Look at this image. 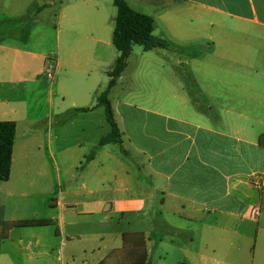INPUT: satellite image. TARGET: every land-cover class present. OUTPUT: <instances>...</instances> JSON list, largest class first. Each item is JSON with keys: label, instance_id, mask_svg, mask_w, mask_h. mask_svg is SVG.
Returning <instances> with one entry per match:
<instances>
[{"label": "crops", "instance_id": "1", "mask_svg": "<svg viewBox=\"0 0 264 264\" xmlns=\"http://www.w3.org/2000/svg\"><path fill=\"white\" fill-rule=\"evenodd\" d=\"M61 1L35 43L37 27L26 42L0 37V122L17 127L0 264H133L125 234L144 235L145 264H264V0H125L167 46H132L139 65L127 76L130 56L109 94L123 143L103 147L94 96L119 57L117 8ZM17 7L0 0V28ZM47 165L59 190L43 213ZM25 220L51 225L4 233Z\"/></svg>", "mask_w": 264, "mask_h": 264}, {"label": "trees", "instance_id": "2", "mask_svg": "<svg viewBox=\"0 0 264 264\" xmlns=\"http://www.w3.org/2000/svg\"><path fill=\"white\" fill-rule=\"evenodd\" d=\"M117 8V16L114 20V33L112 42L119 53V57L111 68L108 76L110 83L102 93H95L98 105L104 107L106 120L111 127V132L108 136L102 138L99 142V147L108 144L122 145L121 133L116 123L112 105L109 100V94L124 73L128 59L132 53V46L135 44L141 45L145 50L155 48H164L167 44L164 41L158 40L153 36L155 30V20L143 14L134 11L125 0H114ZM41 9V8H40ZM5 29L0 28V33ZM10 37H16L12 35ZM89 109H81L79 111H88ZM17 134V127L14 122H0V180L8 182L11 177L12 155ZM261 144H264V135L261 137ZM51 225L50 220H25L9 223L4 228V233L12 228H28V227H46ZM125 247L132 244L136 250V259L133 264H145L147 262V254L145 250V237L142 234L123 236ZM101 264H104L101 263Z\"/></svg>", "mask_w": 264, "mask_h": 264}, {"label": "rangeland", "instance_id": "3", "mask_svg": "<svg viewBox=\"0 0 264 264\" xmlns=\"http://www.w3.org/2000/svg\"><path fill=\"white\" fill-rule=\"evenodd\" d=\"M27 1L31 0H18V7L13 8V10H6L8 12L9 10L12 13H16V16L18 18L13 21L12 23L6 24L4 27V31L1 32L0 37H8L15 35L19 40L27 41L30 34L32 33V30L34 27H37L36 31L37 34L34 37L33 43H35L36 39L38 38V34H40V31L43 30V26H50L52 25L54 21V18L57 16L60 5L62 3L61 0H35L31 4L29 8H27L28 4ZM41 8V9H40ZM20 16V17H19ZM47 30V28L45 29ZM35 34V33H34ZM137 50H140V46H136L134 48V54L137 55ZM133 55L130 58L129 67L126 71L127 76L131 74V72H134V69L139 65L138 60ZM183 61H185V58H183ZM182 68V75L184 77V81L187 82V84L191 81L190 80V72L187 70L186 64L181 66ZM133 70V71H132ZM39 140L42 142L44 140V137L40 136ZM36 145V143H34ZM34 148V146H33ZM43 153V152H42ZM47 162V159H46ZM28 164L24 165L22 168L24 170H27ZM19 168L17 170L16 167V173L17 176H22L23 169ZM32 168V174L30 176L38 177L37 170L33 169L34 165L31 166ZM36 171V172H35ZM37 192L35 193L40 196L41 198H45L48 203L43 207L40 203L36 202L37 208L43 212H48L49 205L52 203V198L55 194L58 193L59 186L56 182V169L47 165L46 166V177L44 181L38 182L36 185ZM52 196V197H51ZM47 215V214H45Z\"/></svg>", "mask_w": 264, "mask_h": 264}, {"label": "built area", "instance_id": "4", "mask_svg": "<svg viewBox=\"0 0 264 264\" xmlns=\"http://www.w3.org/2000/svg\"><path fill=\"white\" fill-rule=\"evenodd\" d=\"M48 76H49V78H52L53 77V71L52 70L49 71Z\"/></svg>", "mask_w": 264, "mask_h": 264}]
</instances>
